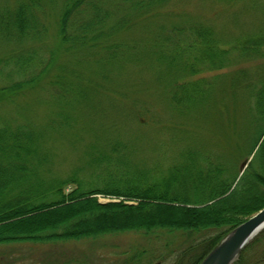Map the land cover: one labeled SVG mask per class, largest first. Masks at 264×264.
I'll use <instances>...</instances> for the list:
<instances>
[{
  "label": "trees",
  "instance_id": "16d2710c",
  "mask_svg": "<svg viewBox=\"0 0 264 264\" xmlns=\"http://www.w3.org/2000/svg\"><path fill=\"white\" fill-rule=\"evenodd\" d=\"M172 1L19 0L13 9H0V39L19 43V51L0 62L9 65L5 72L13 78L0 93L19 90L20 95L47 77L55 87V92L45 89L47 99L59 107L56 116L34 122L26 102L19 101V120L0 119V264H16L20 249L24 258L47 264L56 246L127 232L160 246L159 254L140 251L152 253L147 264L165 256L173 264H200L264 207V27L230 39L213 24L187 17L180 19L182 25L173 23L172 34L153 40L159 61L170 66L164 80L175 110H194L201 120L215 117L220 125L239 117L237 126L231 125L236 138L228 143L231 161L187 149L184 165L134 163L139 138H97L71 173L52 169L51 136L75 122L68 108L98 100L102 88L114 89L112 71L102 67L134 51L130 28L163 20ZM50 18L53 48L49 44L45 54L27 47L47 39ZM88 62L98 67L100 82L89 77ZM127 65L121 62L119 68ZM98 195L117 200L102 202ZM231 264H264V230Z\"/></svg>",
  "mask_w": 264,
  "mask_h": 264
},
{
  "label": "rangeland",
  "instance_id": "374dc122",
  "mask_svg": "<svg viewBox=\"0 0 264 264\" xmlns=\"http://www.w3.org/2000/svg\"><path fill=\"white\" fill-rule=\"evenodd\" d=\"M18 1L0 0V9H13ZM165 10L166 16L163 20L152 18L148 25L147 22L145 26L130 28L128 35L136 41V49L117 59L118 61H111L102 67L105 71H112V81L109 84L114 89L102 88L96 92L98 100L84 101L77 104L75 109L68 108L67 115L75 120L73 127L67 128L65 133L54 132L51 136L54 141V172L67 175L80 166L86 149L97 138H139L141 144L131 159L134 163L143 161L148 165L168 166L172 162H181L184 165L186 157L183 152L187 149L204 150L211 157L219 155L223 162L231 161V152L227 154L228 143L236 139L232 138L231 125L235 128L239 117H235L234 123L225 120L220 125L215 117L203 121L200 112L191 110L182 113L175 110L168 98L167 81L164 80L170 74V66L166 60L159 61L158 47L154 46L153 40L158 34H172L171 29L175 28L173 23L181 24L180 19L187 17L206 25H214V28H218L231 39L234 35L264 27V0H173ZM47 24V39L42 42H29L27 47L37 46L45 54L49 51V44L53 48L55 29L51 18ZM15 49L19 51L17 41L7 43L0 39V62L15 52ZM125 61H128V65L119 68L121 62ZM111 63L117 64L113 66ZM8 66L0 63V91L13 83L12 75L8 76L5 72L9 70ZM87 68L90 70L89 77L100 82L99 69L95 63L88 62ZM49 83V78L45 77L38 86L24 89L20 95L19 90L0 93V119L11 117L19 120V101L26 102L30 110L27 114H31L34 122L56 116L59 107L48 101L49 93L45 90L51 89L55 92V87ZM228 118L226 116L225 119ZM229 165L232 168V162ZM98 198L102 202L117 200L105 195H98ZM159 247L152 238L135 232L83 241L73 240L51 250L47 264H147L145 257L157 253L156 248ZM145 248L149 250L147 253L153 250L152 253L140 254ZM20 250L21 253L15 255L16 264H40L42 261L41 258L37 260L33 256L26 259L22 249ZM150 264H173V258L156 257Z\"/></svg>",
  "mask_w": 264,
  "mask_h": 264
},
{
  "label": "water",
  "instance_id": "95a60500",
  "mask_svg": "<svg viewBox=\"0 0 264 264\" xmlns=\"http://www.w3.org/2000/svg\"><path fill=\"white\" fill-rule=\"evenodd\" d=\"M254 153L251 158L243 164L241 175L253 158ZM263 229L264 207L236 226L206 255L200 264H231L239 256L245 246Z\"/></svg>",
  "mask_w": 264,
  "mask_h": 264
}]
</instances>
